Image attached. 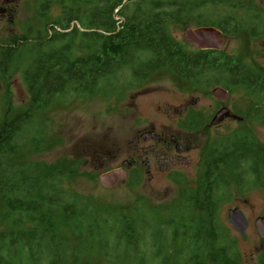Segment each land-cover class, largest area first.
Masks as SVG:
<instances>
[{
    "label": "trees",
    "instance_id": "obj_1",
    "mask_svg": "<svg viewBox=\"0 0 264 264\" xmlns=\"http://www.w3.org/2000/svg\"><path fill=\"white\" fill-rule=\"evenodd\" d=\"M55 5L60 14L52 18ZM35 15L44 28L28 26L11 37L14 47L4 49L0 66L8 84L16 54H33L25 73L30 105L6 123L0 138V202L8 210L0 222L11 224L0 231V264H85L95 252L107 264H241L218 212L234 189L264 191V144L245 130L208 147L199 191L184 189L172 205L154 208L138 199L125 214L64 187L81 177V160L48 164L17 157L28 146L45 148L52 123L40 113L62 97L93 99L126 72L146 80L169 70L196 85L212 82L206 77L212 74L217 84L264 102V72L224 52H191L169 30L178 22L260 36V10L225 0H39Z\"/></svg>",
    "mask_w": 264,
    "mask_h": 264
},
{
    "label": "rangeland",
    "instance_id": "obj_2",
    "mask_svg": "<svg viewBox=\"0 0 264 264\" xmlns=\"http://www.w3.org/2000/svg\"><path fill=\"white\" fill-rule=\"evenodd\" d=\"M12 22L0 23V43H8L13 36L26 33L27 27L35 31L42 30L44 24L35 15L39 0H17ZM228 5L252 6L264 15V0H225ZM224 11V8H221ZM238 14L237 9L233 11ZM60 7L55 5L50 16L57 17ZM195 27L194 25H190ZM187 24L171 22L169 30L184 47L194 52L192 44L185 42L183 31ZM226 54L243 57L250 67L264 72V40H250L246 31L226 34L224 47ZM33 54L29 50L21 51L12 60L14 73L5 84L0 77V138L13 117L25 111L30 105V94L25 73L30 66ZM1 66V64H0ZM192 82L184 81L169 70L150 75L146 80H136L126 72L105 86L101 95L93 99L60 98L53 106L38 116L51 119L52 127L46 136L45 148L41 151L28 146L17 159L55 163L60 159L68 162L81 160L77 170L81 175L75 182H66L69 190L90 196L102 206H112L125 214L138 199L145 201L149 208L168 206L180 199L184 189L199 191L202 186L204 154L215 140L245 130L264 144V102L260 98L240 90H232L229 108H237L245 117L242 124L225 123L218 129H201L194 137L198 150L191 157V167L179 168L178 172L160 173L153 176L143 175L136 186L132 180L119 183L113 189H105L99 180L101 174L122 166L125 146L135 129L168 123L166 115L169 107L180 106L186 99L197 98L203 89ZM208 91V90H207ZM206 98L204 97V102ZM210 103V101H209ZM201 122L208 117V109L202 107ZM202 110V109H201ZM172 121V120H171ZM174 121H176L174 119ZM181 180V181H180ZM239 207L250 221V227L244 236L235 231L228 219L230 209ZM55 217L60 210L53 207ZM8 210L0 202V219H4ZM166 215V212H162ZM219 222L236 240V252L241 264H264V240L258 235L254 221L264 216V191L254 189L240 194L234 189L228 202L221 205ZM10 221L0 222V231L10 227ZM85 264H107L101 253L95 252L87 257Z\"/></svg>",
    "mask_w": 264,
    "mask_h": 264
},
{
    "label": "flooded vegetation",
    "instance_id": "obj_3",
    "mask_svg": "<svg viewBox=\"0 0 264 264\" xmlns=\"http://www.w3.org/2000/svg\"><path fill=\"white\" fill-rule=\"evenodd\" d=\"M17 4V0H0V23L12 22V16L15 13V7L18 6ZM247 34L250 40H264V33L260 36H253V32L248 31ZM8 46L14 47V43L12 41L0 43V64L4 49L8 48ZM221 52L225 53L224 50ZM237 58H241L242 62L246 64L243 57ZM246 66L252 68L248 64ZM206 77L213 81L206 85L197 86L199 89H203L201 96L186 99L182 105L169 107L166 110V115L172 121L170 120V122L162 123L158 126L151 124L149 127L133 131L125 146V157L127 158L123 161L122 166L116 168H123L127 171V180L136 179L138 176L142 179L143 175L153 176L160 173L178 172L179 168L191 167L192 154L198 150L194 142L197 132H200L203 128L208 130L218 129L227 122L237 124L244 122L245 117L241 116V111L236 107H228V103L231 100V91L238 89H231L225 85L217 84L216 78L218 76L210 74ZM221 79H223V76ZM215 88H222L228 91L229 99L226 102L218 100L213 95ZM204 97L206 98L205 102ZM202 107H206L209 111L208 117L204 122L200 121L203 114L206 113V111L203 112ZM224 109L227 111L219 115Z\"/></svg>",
    "mask_w": 264,
    "mask_h": 264
},
{
    "label": "water",
    "instance_id": "obj_4",
    "mask_svg": "<svg viewBox=\"0 0 264 264\" xmlns=\"http://www.w3.org/2000/svg\"><path fill=\"white\" fill-rule=\"evenodd\" d=\"M183 38L185 42L192 44L196 50L221 52L224 50L226 43L224 33L213 26H188L183 31ZM213 95L221 102H226L230 97L229 92L222 88H215ZM225 111L227 110H222L219 115ZM127 179L128 173L123 168L110 170L99 177L100 183L105 189H113L119 183H125ZM228 219L237 233L242 236L246 234L250 227V221L239 207L229 210ZM254 226L260 238L264 240V216L258 217L254 221Z\"/></svg>",
    "mask_w": 264,
    "mask_h": 264
}]
</instances>
